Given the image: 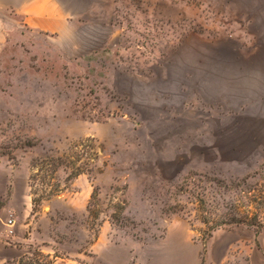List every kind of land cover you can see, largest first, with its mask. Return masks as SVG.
I'll return each instance as SVG.
<instances>
[{
  "label": "rangeland",
  "instance_id": "obj_1",
  "mask_svg": "<svg viewBox=\"0 0 264 264\" xmlns=\"http://www.w3.org/2000/svg\"><path fill=\"white\" fill-rule=\"evenodd\" d=\"M64 1L57 25L0 19V210L33 240L6 247L55 249L56 264H264V0ZM31 184L62 191L34 206ZM215 188L261 213L251 250L206 239L198 201ZM15 189L29 218L8 207Z\"/></svg>",
  "mask_w": 264,
  "mask_h": 264
},
{
  "label": "trees",
  "instance_id": "obj_2",
  "mask_svg": "<svg viewBox=\"0 0 264 264\" xmlns=\"http://www.w3.org/2000/svg\"><path fill=\"white\" fill-rule=\"evenodd\" d=\"M41 165H47L50 168H53L54 172H57L58 169L61 167V159L49 158L47 156H42L39 158ZM61 164V165H60ZM75 163H71L72 166L71 175L73 178H77L80 175L88 174L90 176V181L94 183L95 177H92V170L86 169L82 165H74ZM37 168V166H36ZM39 168V166H38ZM34 176L31 181L35 180ZM228 186V185H227ZM233 185H229L227 188H232ZM32 189V195L34 197L33 204L34 206H39L43 202L50 200L52 197L57 196L62 190L59 187H52L51 189L38 187V185H30ZM208 192L203 191L199 198V209H200V221L206 227L204 232L206 239H211L212 236L219 230L230 228L233 226H248L255 229L256 235L259 236L262 232L263 226L261 222V213L258 211H251L244 202L241 201V193H245L247 195V190L238 193L236 196H231L226 199L224 197L226 192L220 189H212L208 190ZM211 191V192H210ZM225 193V194H224ZM101 189L94 185L93 192L91 194L90 200L87 206V212L89 214V218L92 219L95 225L92 226L91 230L94 231V240L98 238L100 227L102 224L98 222L100 216L104 211H102V203H101ZM236 197V201H235ZM223 199V205L220 203ZM228 202L226 203V201ZM238 200V201H237ZM238 204H243L241 207H245L242 211L240 210ZM221 205V206H220ZM225 205V206H224ZM220 208H224L225 211L219 212ZM112 213L110 214V218L114 222H119L121 216L124 213L125 206L123 202H117L112 207ZM108 214V215H109ZM96 226V227H95ZM55 254H47L45 253L41 246H33L29 245L27 251H25L17 260H15L14 264H56V261L60 256L59 251L55 250Z\"/></svg>",
  "mask_w": 264,
  "mask_h": 264
},
{
  "label": "crops",
  "instance_id": "obj_3",
  "mask_svg": "<svg viewBox=\"0 0 264 264\" xmlns=\"http://www.w3.org/2000/svg\"><path fill=\"white\" fill-rule=\"evenodd\" d=\"M64 0H0V19L5 17V13L14 12L16 14L22 15L24 21L29 26H34L37 28H45L48 25H57L62 20L63 10L70 9L71 6L64 4ZM5 23L0 21V29L3 28ZM264 74V69L261 71ZM264 81V77L262 76ZM28 196H25L24 192L13 191V195L9 200L8 207L16 210L19 205H16L18 202L21 208V215L29 218L32 212V205ZM4 207L0 210V263L6 262L8 260L18 259L22 254L18 247H6L8 241L15 242L18 239H21V242H33L31 239L20 238L17 233L14 237L7 236V227L5 222L8 219ZM7 238V240H4ZM257 235L254 231L250 230L247 227H237L232 231H218L212 237L210 244L212 246H217L219 248L232 247L238 243L244 244L245 248L251 250L249 245H252L256 242ZM247 241L249 243H247ZM9 252L10 254L1 255V251Z\"/></svg>",
  "mask_w": 264,
  "mask_h": 264
},
{
  "label": "built area",
  "instance_id": "obj_4",
  "mask_svg": "<svg viewBox=\"0 0 264 264\" xmlns=\"http://www.w3.org/2000/svg\"><path fill=\"white\" fill-rule=\"evenodd\" d=\"M5 226L7 227V234L9 236L15 235V227H16V221L13 214H10L7 221L5 222Z\"/></svg>",
  "mask_w": 264,
  "mask_h": 264
}]
</instances>
